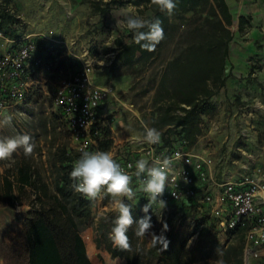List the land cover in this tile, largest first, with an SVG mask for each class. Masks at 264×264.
Masks as SVG:
<instances>
[{
    "label": "rangeland",
    "instance_id": "374dc122",
    "mask_svg": "<svg viewBox=\"0 0 264 264\" xmlns=\"http://www.w3.org/2000/svg\"><path fill=\"white\" fill-rule=\"evenodd\" d=\"M9 1L17 21L8 26L6 34L10 38L27 35L42 38L37 39L44 64L34 77L31 99L0 115V138L28 134L35 145L34 151L25 156L19 148L11 158L0 160V176L12 177L16 166L30 164L40 173L42 181L54 189L57 148L68 149L70 139L55 115L51 95L59 81L77 71L89 56L96 62L94 83L111 87L115 92L110 100L113 108L110 122L117 148H127L133 138L143 135L141 121L158 129L163 136L174 129L160 120L159 108L164 101L157 91L169 62L192 42L190 31L202 23L200 15L188 14V20L173 41L164 45L160 56L145 67L137 66L133 72L116 56L109 55L118 38L130 42L133 36L126 27L117 28L116 19L122 18L118 14L124 10L144 18L149 16V11L142 13L128 0L111 5L107 13L97 9L106 8L112 0ZM226 1L233 25L225 26V30L233 34V40L226 60L225 83L210 99L200 102L203 110L193 118L197 123L190 126L188 147L206 157L213 173L242 181L248 177L260 178L264 172V0ZM241 17L248 20L242 31ZM218 38L216 34L210 40ZM171 79V75L167 77V87ZM8 117L11 123L4 124ZM17 194L19 201L15 208L0 198V264H29L25 221L35 196L30 189ZM102 197L94 201L93 217L81 231L88 254L93 264H127L124 259L113 258L110 252L121 251L109 239L118 213L111 197L107 194ZM125 203L130 205L127 200ZM141 204L137 201L142 208ZM199 212L181 213L167 207L156 215L152 232L159 234L163 224L168 225L165 235L170 243L163 251L160 246L152 245L150 234L138 238L133 225L128 231L129 253L142 252L148 264H176V256L185 264H218L219 260L226 264L229 254L241 246L239 235L220 231L214 219H204Z\"/></svg>",
    "mask_w": 264,
    "mask_h": 264
},
{
    "label": "trees",
    "instance_id": "16d2710c",
    "mask_svg": "<svg viewBox=\"0 0 264 264\" xmlns=\"http://www.w3.org/2000/svg\"><path fill=\"white\" fill-rule=\"evenodd\" d=\"M176 0L177 7L169 16L161 12L151 3V0H128L142 13L150 12L146 19L159 18L163 23L165 38L156 47L154 52L144 51L133 40L126 42L118 38L115 43L116 57L127 69L136 71L137 66L145 67L154 62L161 54L166 43L172 42L182 25L188 20V14L200 15L202 23L191 29L192 42L177 55L167 69L159 85L157 94L163 105L159 108L160 120L164 126H173L163 136L168 143L170 137L184 134L190 137V126L197 122L193 119L203 110L200 107L202 100L210 99L225 83L226 60L229 56L230 43L233 34L225 30V26L233 25V15L226 0ZM120 0H112L106 8L99 7L102 13L110 11L111 5H121ZM9 0H0V31L7 33L9 25L17 21L16 15L9 8ZM219 14H218V12ZM248 24L245 17L240 19L239 29L242 31ZM218 35L217 41H211L212 35ZM116 66V65H114ZM172 76L170 86H166L168 76ZM164 93V95H163ZM184 105L190 106L186 109ZM180 112L184 114L181 115ZM180 129V131H179ZM106 139L102 143L104 150L114 146L112 131L107 130ZM56 176L54 189L42 181L38 173L30 164L16 166L13 176H0V198L15 208L19 195L30 189L35 199L30 202L31 210L26 219L25 236L29 243V264H93L87 251V243L82 237L83 227L89 225L94 214V201H89L71 187L73 181L70 172L75 164L76 156L69 152L66 146L58 147L56 152ZM22 204V203H20ZM132 215L139 220L145 213L134 205ZM176 212L199 210L197 205L186 203L174 204L171 207ZM200 211V210H199ZM200 216L208 219V210L200 211ZM152 224L157 223V217L148 213ZM212 218V217H211ZM213 219V218H212ZM135 227H137L134 224ZM232 234L239 235L240 248L229 254L226 264H244L243 246L244 233L238 230ZM98 247L99 244H97ZM113 258L126 260L127 264H148L146 256L138 251H110ZM176 264H185L176 256Z\"/></svg>",
    "mask_w": 264,
    "mask_h": 264
},
{
    "label": "built area",
    "instance_id": "2783aa9c",
    "mask_svg": "<svg viewBox=\"0 0 264 264\" xmlns=\"http://www.w3.org/2000/svg\"><path fill=\"white\" fill-rule=\"evenodd\" d=\"M37 38L40 37L10 38L0 31V115L14 106L27 103L34 94V77L44 64ZM109 55L115 57L116 52ZM95 66L96 62L89 56L77 71L59 81L51 95L55 115L69 136L68 151L76 156L75 163L82 150L106 151L102 143L106 139V131L113 130L110 100L115 92L111 87L94 83L92 75ZM184 107L191 109L187 105ZM141 122L144 129L148 127ZM141 137L133 138L127 148L114 145L107 150L133 175V187L139 183L134 175L138 159L146 158L151 163L180 152L181 160L173 164L174 178L170 176L161 197L166 201L165 208L186 203L197 205L202 212L208 210L220 231L233 233L243 230L244 264H264V172L260 178L248 177L242 181L223 178L219 173H213L206 157L188 147V138L184 134L171 136L168 143L161 135V142L157 145L146 144ZM128 164H132L133 168L128 169ZM137 201L142 203L143 208L148 203L146 194L137 192L136 199L128 201L130 205L142 209ZM163 210L157 204L149 212L157 215Z\"/></svg>",
    "mask_w": 264,
    "mask_h": 264
},
{
    "label": "clouds",
    "instance_id": "9594fccd",
    "mask_svg": "<svg viewBox=\"0 0 264 264\" xmlns=\"http://www.w3.org/2000/svg\"><path fill=\"white\" fill-rule=\"evenodd\" d=\"M151 3L159 11L166 12L169 16L177 7L176 0H151ZM118 15L122 18L116 19V27H126L133 33V42L144 51L154 52L165 38L163 22L159 18L146 19L126 10ZM3 123L10 124L11 117H8ZM120 124L124 126L123 121ZM140 139L146 144L157 145L161 142V132L154 127H146ZM34 147L32 137L28 134L0 138V160L11 158L19 148L23 149L25 156H30ZM181 158V153L176 152L173 156H165L151 163L146 158L138 159L135 162L134 175L139 183L134 188L133 175L125 170L111 152L82 150L80 158L70 172V179L73 181L71 187L89 201L102 199V194L111 197L114 211L118 213L109 234L113 247L122 251L131 250L128 231L135 224L137 226L135 235L138 238L150 234L152 245L160 246L161 251H163L168 248L170 243L165 235L168 231V225L163 224L159 234L152 232V218L148 213L157 204L161 210L166 207V201L161 197L166 186H168L170 176L174 178V162L181 160ZM127 168L131 169L133 165L128 164ZM137 192L146 194L148 203L142 208L145 215L139 220H134L132 208L128 203H125V200L136 199ZM218 264H225V262L219 260Z\"/></svg>",
    "mask_w": 264,
    "mask_h": 264
}]
</instances>
